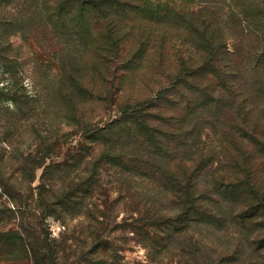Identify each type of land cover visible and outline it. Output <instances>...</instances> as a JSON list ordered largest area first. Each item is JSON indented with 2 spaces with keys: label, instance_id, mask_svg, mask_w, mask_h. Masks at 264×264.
Wrapping results in <instances>:
<instances>
[{
  "label": "trees",
  "instance_id": "trees-1",
  "mask_svg": "<svg viewBox=\"0 0 264 264\" xmlns=\"http://www.w3.org/2000/svg\"><path fill=\"white\" fill-rule=\"evenodd\" d=\"M12 1L28 8L8 11L5 7ZM35 14L40 17L35 19ZM32 22L48 24V37L58 45L50 49L54 60L48 58L56 66L53 85L41 96L64 104L66 123L71 125L72 119L84 130V146L58 160L54 157L61 142L52 149V138L42 139L35 155L6 146L0 152V189L13 204L0 206V254L5 259L123 264L118 254L122 249L112 243L109 230L110 212L125 199L111 194L123 191L131 199L124 201L131 210L124 229L149 250V262L141 264H227L241 253L239 248L222 251L207 235H217L213 227L228 221L239 225L233 238L245 237L250 253L264 246L256 245L264 237L251 234L248 239L247 233L264 221V192L250 178L254 161L264 164V130H254L251 122L258 110L264 119V0H0V57L7 59L2 51L13 48L9 30L13 34ZM151 23L159 24L158 32ZM126 40L135 47L125 50ZM239 41L244 44L245 71ZM182 44L188 48L178 49ZM169 58L172 68L165 70L162 65ZM13 59L10 65L0 60L3 74L22 71V63ZM33 63L44 61L35 55ZM119 70L122 82L116 83ZM139 70V75L145 77L148 70L152 77L144 80V93L127 97L126 77L136 78ZM258 71L260 80L253 78ZM158 74L166 76L169 86L159 82ZM20 82L16 78V85ZM120 95V117L104 126L82 120ZM20 97L17 90L0 88V100L10 99L20 110L24 105L36 108L33 99L29 103ZM212 115L222 116L214 124L222 130L219 145L196 164V153H203L202 130ZM16 125H8L11 136L19 135L13 130L19 129ZM4 142L8 148L14 143ZM219 150L227 161L222 177L214 176L203 186L196 170ZM138 191L144 196L136 195ZM230 201L244 205L233 216L224 211ZM16 214L22 215L21 222L5 229ZM51 215L64 219L59 238H52L47 228L45 220ZM75 218L79 222L70 224ZM254 264H264V259Z\"/></svg>",
  "mask_w": 264,
  "mask_h": 264
},
{
  "label": "rangeland",
  "instance_id": "rangeland-1",
  "mask_svg": "<svg viewBox=\"0 0 264 264\" xmlns=\"http://www.w3.org/2000/svg\"><path fill=\"white\" fill-rule=\"evenodd\" d=\"M21 9L22 11L28 6L23 5L22 3H18L17 1H12L9 3L5 9L8 11L10 9ZM14 15H18L17 11L13 12ZM30 14V13H28ZM35 19H38L40 16L35 14V16H32ZM41 19V18H40ZM151 26L155 30V32H158L159 24L158 23H151ZM19 29H15V33L12 34V30H9V38L10 41L13 44V48L9 49L7 46L6 51H2L3 55L7 56V59L0 57V60L2 62H8L10 65L13 62H10V58H14L15 63H22L18 66L19 73L13 74V71L6 72L3 74L4 67L0 64V88L8 86L9 88H12L13 91L17 90L18 96L21 99L29 101L33 99L35 102L36 108H31V105L28 107L24 105V108L19 107V104H15L10 99L0 100V152L3 151V148L6 146L7 150H14L18 149V152H33V155L36 154V149H38L41 145L40 144L42 139H47V142L50 140L49 138H52L53 141H56V144L52 147V149L57 150L58 142L60 143V147L58 148V155L54 157V160L58 157L60 159H66V156L69 155H75L78 153V150L81 148V146L84 144V130L82 129V126H78L75 121L71 119L70 122L71 125H68L66 122L67 118L65 117V109L64 104L62 102H59L57 100H51L52 98L45 99L41 95L43 92L46 91V88L53 85V77L56 73V66L54 63H48V58L50 60H54V57L52 53H50V49L53 50L58 48V45H54V42L52 39L48 37V33L46 32L47 29H50L51 27L47 24L44 26L38 27V22H32L26 29L22 30V27H18ZM171 32H174V28H170ZM1 34V33H0ZM130 34V33H129ZM133 35L128 36V40L132 38ZM129 41H125L124 47L125 50L134 48L135 45H129ZM241 43V44H240ZM3 44V43H2ZM239 48L241 53H239V59L242 63L243 71H245V51L244 44L239 41ZM3 46H6L3 44ZM186 44H182L178 46V49L182 48H188L186 47ZM243 46V47H242ZM180 47V48H179ZM242 47V49H241ZM170 47H166V49H169ZM171 51H174L173 48H170ZM193 49H189V51H192ZM230 50L233 52L234 48L233 46L230 47ZM146 52H149V49L147 47ZM39 56L44 63L41 65H38L37 63H33V57ZM173 58L165 59L164 64L162 65L165 70L171 69L167 62H172ZM259 65L256 63V68L259 70L263 66V61L258 62ZM10 68V66H9ZM142 71L137 72V77H126V96L129 97L131 95H139L141 93H144L143 86H144V80L151 78L152 73L148 72L146 70L145 77L139 75ZM259 72V71H258ZM121 74H123V71L119 70V72L116 74L115 82H122L121 81ZM169 75V72L166 73ZM245 74V73H244ZM261 73H254L253 78L256 80L262 79ZM40 76V77H39ZM159 76V74H158ZM16 78L21 80L19 85H16ZM38 78V79H37ZM264 78V77H263ZM264 81V79H263ZM159 82L161 84H164L165 86H169L167 84L166 76H159ZM160 87V83L157 85ZM107 98V97H106ZM36 99L42 100V102L36 101ZM122 99L121 95L114 100L106 102V104L98 107L93 113L86 114V117H83L82 120H89L88 122H91L93 125H101L104 126L106 123L111 122L115 120L116 118L120 117V112L118 110V102ZM21 104V102H20ZM23 106V104H22ZM92 103L88 102L87 107H91ZM25 107L27 108V112L24 114ZM261 108V106H260ZM24 110V111H23ZM260 111L254 115L253 120L251 121L255 126H252L254 130H264V119L262 117H259ZM10 115L13 118H10ZM91 118V119H89ZM222 116H216L212 115L208 121H206V130H202L203 132V139L200 143L199 147L203 149V153L201 151H198L195 155V158L197 161L196 164L201 163L200 160L207 157L209 152L213 147H218L217 138L221 136L222 130L215 126L217 121H221ZM10 122L16 123L17 127L19 129L13 128V130H17V133L19 135H12L10 130H8V125ZM34 128V130H32ZM37 128V130H35ZM201 132V133H202ZM8 137H7V135ZM197 133L194 132V136H196ZM9 136H11L9 138ZM4 139L12 140L13 145L11 148H8V144L4 142ZM49 139V140H48ZM58 141V142H57ZM84 146V145H83ZM231 147V146H230ZM14 148V149H13ZM16 151V150H15ZM57 152V151H56ZM216 155L213 157V160L209 161L208 163L200 164L199 169L196 170V172L199 175V180L201 183L204 184L208 180H212L214 176H219L222 173V170L224 169V165L227 163V161L224 158V152L223 151H217L215 152ZM255 156L254 152H252ZM57 154V153H55ZM60 156V157H59ZM58 158L56 160H58ZM52 158L48 159V162H50ZM194 162V161H192ZM43 168L38 169L37 171V179L32 184L33 187H36V185L39 183L40 176L42 174ZM251 175L250 178L253 183L256 184V187L261 190V192H264V164H256V161H254V167L250 170ZM112 174V173H111ZM106 179L110 178L107 174H105ZM222 176H219V179H221ZM115 176L112 174V179H114ZM198 193L201 192L200 186L197 188ZM36 191V189H35ZM136 195L144 196L140 191L135 192ZM116 196H121V198H125L124 200H121L119 207L115 208L112 212V221L110 224V236L112 243L117 246L118 248H121L122 250L119 251V256L121 258V263L123 264H141V263H148L149 262V250L141 243H139L136 238L134 237V233L128 231L129 229H124V225L127 223L129 219V215L131 210L129 211L128 205L124 206L125 202H130L131 199L127 198L126 192L123 191L121 194H118L117 192L111 194V198H115ZM125 196V197H123ZM163 193L161 192V189L159 188V205L164 204ZM113 200V199H112ZM167 203V202H166ZM249 203V201H248ZM8 205L12 207L11 200L9 197L1 192L0 189V206L1 205ZM2 205V206H3ZM226 207L224 209L225 212H227V215L231 214L233 216L234 214L240 212L244 205L243 202H227L224 204ZM167 206L170 207L168 204ZM36 213V212H34ZM36 214L39 215V212ZM16 217L11 218L9 220V224L5 227V229L9 228H15L17 225L21 222L22 215L16 214ZM26 216L30 217L29 220H34L32 217V214L27 213ZM66 218V217H65ZM128 218V219H127ZM63 218L58 219L55 216L51 215L49 216L45 221L47 228L51 232L52 238H59L61 234L65 231V226L63 225ZM7 220H5L6 222ZM69 223L72 225H75L79 222L78 218L75 219H69ZM229 227V228H226ZM239 225L232 223V222H226L225 225H219L216 227H213L215 229H218L214 232L213 237L210 235L208 238H210L211 242H213L214 245L218 246L220 250H233L235 247H238L241 253H238L235 257L227 261V264H254L255 261H258L260 258L264 259V246H260L258 248H255L253 252L250 253L251 247H248V241L244 239L241 241L239 239L233 238L234 236V230L238 228ZM3 227H0L2 229ZM226 228L222 232L219 229ZM248 233V239L249 237L252 238L251 234L254 236L260 235V237H264V221L259 222L257 224V228H249L247 230ZM246 232H244L245 236ZM232 235V237H231ZM216 236V237H215ZM264 245V239H261L260 243H256V245ZM247 249V250H246ZM243 250H246V253H243ZM206 252V249L203 251ZM0 264H30V261L24 260V261H14L12 259H5L3 255L0 254ZM170 264V263H169Z\"/></svg>",
  "mask_w": 264,
  "mask_h": 264
}]
</instances>
